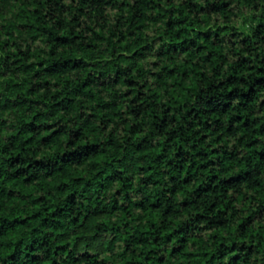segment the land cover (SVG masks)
I'll return each instance as SVG.
<instances>
[{
    "label": "trees",
    "instance_id": "trees-1",
    "mask_svg": "<svg viewBox=\"0 0 264 264\" xmlns=\"http://www.w3.org/2000/svg\"><path fill=\"white\" fill-rule=\"evenodd\" d=\"M0 264H264V0H0Z\"/></svg>",
    "mask_w": 264,
    "mask_h": 264
}]
</instances>
